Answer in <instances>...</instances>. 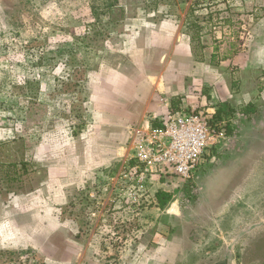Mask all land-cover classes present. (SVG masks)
Returning <instances> with one entry per match:
<instances>
[{
	"label": "rangeland",
	"instance_id": "1",
	"mask_svg": "<svg viewBox=\"0 0 264 264\" xmlns=\"http://www.w3.org/2000/svg\"><path fill=\"white\" fill-rule=\"evenodd\" d=\"M99 3L0 0V198L43 180L45 167L33 156H82L96 125L121 136L127 80L172 74L174 66L185 71L183 40L193 61L213 54L214 62L258 44L252 28L264 24L263 0H124V18L109 38H83ZM185 17L199 27L192 45ZM255 68L258 93L264 68ZM193 91L207 98L200 85ZM255 104L246 122L264 120ZM238 135L227 140L230 151L217 146L201 160L190 181L175 179L167 191L157 187L164 179L151 182L152 192L169 196L162 207L150 190L138 207L123 199L118 164L72 189L51 222L25 215L11 235L0 215V264H264V156H244L264 153V144L254 150ZM8 173L17 181L6 183Z\"/></svg>",
	"mask_w": 264,
	"mask_h": 264
},
{
	"label": "crops",
	"instance_id": "2",
	"mask_svg": "<svg viewBox=\"0 0 264 264\" xmlns=\"http://www.w3.org/2000/svg\"><path fill=\"white\" fill-rule=\"evenodd\" d=\"M252 32L253 40L261 39L258 44L255 41L247 51H236L221 56L214 62L211 61L213 54L209 56L210 60L193 61L189 42L183 40L181 47L189 58L185 71L174 66L172 74L166 71L155 79L145 76L136 79L137 82L127 80V123L120 133L121 136L96 125L93 129L92 146L87 144V148L91 150L87 149L82 156H33L35 161L41 162L45 167L43 180L33 189L0 198V215L9 219L11 235L14 226H18L19 217L26 215L32 222L37 218H42L47 223L51 222L54 220L55 212L61 211L68 204L72 189L76 187L79 189L88 185L89 181L107 176L113 167L119 164L118 173L121 163L128 157L131 132L138 127L148 129L156 126V118L168 111L197 105L224 117L227 122L226 137L218 145L219 150H231L230 146L233 143L227 140L230 141L232 133L234 137L239 133L238 138L252 146L254 150L264 144V120L246 122L247 118L256 112L255 103L264 108V90L256 93L252 87L254 83L251 82L261 74H258L255 66L264 68V34L260 36L261 32L264 33V24L253 26ZM252 56L254 58L256 56L257 60ZM262 75L261 80H264V73ZM198 85L205 88L207 98L201 99L193 93ZM192 97L198 102L188 104L187 100ZM120 138L124 143H117ZM125 142L128 143L127 146ZM244 156H264V153H246ZM157 181L161 180L158 177L152 180L153 183ZM166 184H168L166 181H161L157 187L167 191L162 188ZM147 185L152 195L159 192L157 189L152 192V187L150 189V185ZM153 198L151 201L154 202ZM35 211H42V215H37ZM159 251L158 248L145 249L141 256Z\"/></svg>",
	"mask_w": 264,
	"mask_h": 264
},
{
	"label": "built area",
	"instance_id": "3",
	"mask_svg": "<svg viewBox=\"0 0 264 264\" xmlns=\"http://www.w3.org/2000/svg\"><path fill=\"white\" fill-rule=\"evenodd\" d=\"M156 121V126L131 132L128 157L116 175L121 196L136 207L147 201V184L154 177L190 181L199 162L226 137V120L202 106L168 111Z\"/></svg>",
	"mask_w": 264,
	"mask_h": 264
},
{
	"label": "trees",
	"instance_id": "4",
	"mask_svg": "<svg viewBox=\"0 0 264 264\" xmlns=\"http://www.w3.org/2000/svg\"><path fill=\"white\" fill-rule=\"evenodd\" d=\"M158 0H143V3H145L146 6L151 5L155 6L157 5ZM124 0H101V3L97 4V6H92V15L94 18V21L90 24V31L83 36V38H92L93 40L103 41L109 38L115 27L121 22V20L124 18V7L125 4L123 3ZM190 7L188 9V12L186 14H189ZM186 17H185V24L187 25L188 31L190 34V40L191 45L192 43L198 39V29L199 27L195 25L193 22H190L189 24L186 23ZM192 48V47H191ZM215 116L218 118H221L219 114ZM11 167H14V165H11ZM26 167L24 164L22 165V168ZM15 173H8L5 175V178L3 179L6 183L16 182L17 179L14 176ZM169 196L167 194H164L163 192H157L156 193V200L158 206L162 207L165 203V200Z\"/></svg>",
	"mask_w": 264,
	"mask_h": 264
},
{
	"label": "water",
	"instance_id": "5",
	"mask_svg": "<svg viewBox=\"0 0 264 264\" xmlns=\"http://www.w3.org/2000/svg\"><path fill=\"white\" fill-rule=\"evenodd\" d=\"M155 79V78H154Z\"/></svg>",
	"mask_w": 264,
	"mask_h": 264
}]
</instances>
